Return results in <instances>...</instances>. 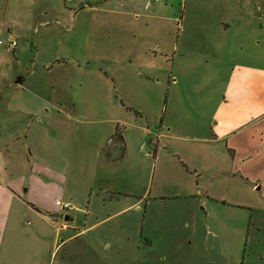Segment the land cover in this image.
<instances>
[{"label": "rangeland", "instance_id": "obj_1", "mask_svg": "<svg viewBox=\"0 0 264 264\" xmlns=\"http://www.w3.org/2000/svg\"><path fill=\"white\" fill-rule=\"evenodd\" d=\"M146 3L164 16L147 18ZM47 107L64 135L39 124ZM262 126L264 0H0V169L24 189L39 167L42 184L76 197L65 213L80 229L105 216L88 214L90 199H140L96 228L111 264H264ZM117 131L126 156L100 171ZM38 205L23 202L0 230V264L61 262L63 220Z\"/></svg>", "mask_w": 264, "mask_h": 264}, {"label": "crops", "instance_id": "obj_2", "mask_svg": "<svg viewBox=\"0 0 264 264\" xmlns=\"http://www.w3.org/2000/svg\"><path fill=\"white\" fill-rule=\"evenodd\" d=\"M122 7H120V10L129 13L131 10L129 8V5L126 1V3H121ZM145 10V16L147 18H161L162 15L158 8H155L151 11V3H146L144 6ZM111 9V8H110ZM169 16V15H168ZM234 76L227 80L228 86L232 88L235 92L240 93L241 92V63L235 66L234 68ZM21 94V92H19ZM20 100L22 97H18ZM42 103H48L46 99L40 100ZM39 124H41L45 130V133H47V136L52 135H64L66 132L65 122L66 119L63 117H57L52 114H50V107L44 108V110L40 114ZM224 126L227 128L223 129L222 133H224L226 136L231 134V132H235V128L237 125L241 124V118H232L227 120H222ZM263 132L261 135L264 134V126H262ZM237 131H239L237 129ZM213 135L214 137H218V131H216V127L213 129ZM63 133V134H62ZM163 135V133H160V136ZM108 136V135H107ZM107 136L102 138V142L104 143L106 141ZM262 137V136H261ZM110 138V140L106 143V146L99 151H97V157L98 163H100L99 170L100 171H110L112 170V167L119 161V158H125L126 156V149H125V142L124 137L123 140H121V143H123V150L119 154L117 153V149L115 146V139ZM226 138V137H223ZM158 146V145H156ZM147 153V152H146ZM149 155V153H148ZM58 157V156H56ZM57 159V158H55ZM59 160V157L58 159ZM63 160V158H61ZM97 160V159H96ZM182 162V161H181ZM113 165V166H112ZM53 169V168H52ZM52 169H46L49 170L51 174V178H56L58 175L53 174ZM34 170V172H33ZM39 167L33 168L31 167L30 173L32 178L29 180L34 185L30 186L28 188L23 189L22 181H20L17 178H10L7 177L5 171L3 168L0 169V220H2V223L0 224V230L6 231L8 228V223L10 216H12V213L14 211L15 213L20 212V207L23 204V202L26 203H32L37 208H40L41 206L38 205L42 204L45 206V210H49L50 215L54 217L55 220L60 221L59 224L56 223L57 230L59 231L62 229L64 233V237L61 239L60 246L61 249H64V252L62 254V257L60 259L59 264H111L110 260L108 259V252L112 249L113 242L110 241V237L106 236L104 237L102 233L98 232L96 228L101 225L100 223L112 219L116 216L123 215L124 213L131 211L133 209H139L140 205V199L137 201L132 202L129 200V198H124L125 196L122 194H117L118 191L112 195H104V197L101 198L97 197L96 200L93 201L90 199L88 214L91 215L93 213L92 205L94 204V214L97 216L96 218L100 217L103 212L105 214L104 217L99 219V221L93 223L92 225L85 226L84 228H81L79 226H76L75 219L69 214L65 213L67 209H64L63 204L64 203H71L73 205V209L75 208L74 200L75 196L70 193L68 190H66L63 185L59 183H55L52 180L45 182L42 184L41 178H43V173L39 174ZM64 178V176H62ZM102 180L99 181L100 186L107 188V190H111V185H115L114 181L110 180ZM64 180V179H63ZM58 184L59 187L56 185ZM33 188H38L40 193L42 194L41 200L36 201V198L34 196L29 197L30 191ZM104 189V190H105ZM120 189V188H119ZM126 190V189H124ZM124 191L120 192L123 193ZM125 194V193H123ZM124 196V197H123ZM64 198V199H62ZM37 202V203H35ZM102 203V204H100ZM101 205V206H100ZM16 209L18 210L16 212ZM42 213V212H41ZM101 213V214H99ZM69 215V219L66 220V216ZM72 222V223H71ZM94 231L93 235L91 236L89 233L91 231ZM97 231V232H96Z\"/></svg>", "mask_w": 264, "mask_h": 264}, {"label": "built area", "instance_id": "obj_3", "mask_svg": "<svg viewBox=\"0 0 264 264\" xmlns=\"http://www.w3.org/2000/svg\"><path fill=\"white\" fill-rule=\"evenodd\" d=\"M15 46V42H11L9 48H13ZM64 209H73V205L71 203H64L63 204Z\"/></svg>", "mask_w": 264, "mask_h": 264}, {"label": "trees", "instance_id": "obj_4", "mask_svg": "<svg viewBox=\"0 0 264 264\" xmlns=\"http://www.w3.org/2000/svg\"><path fill=\"white\" fill-rule=\"evenodd\" d=\"M119 138L123 140V135L117 131L116 135L113 137V139Z\"/></svg>", "mask_w": 264, "mask_h": 264}, {"label": "water", "instance_id": "obj_5", "mask_svg": "<svg viewBox=\"0 0 264 264\" xmlns=\"http://www.w3.org/2000/svg\"><path fill=\"white\" fill-rule=\"evenodd\" d=\"M68 217H69V215H67V216H66V220H68V219H69Z\"/></svg>", "mask_w": 264, "mask_h": 264}]
</instances>
